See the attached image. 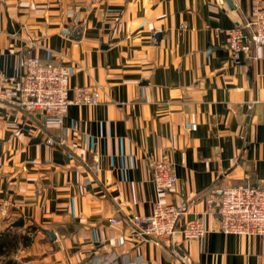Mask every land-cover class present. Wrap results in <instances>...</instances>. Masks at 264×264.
<instances>
[{
    "label": "crops",
    "instance_id": "1",
    "mask_svg": "<svg viewBox=\"0 0 264 264\" xmlns=\"http://www.w3.org/2000/svg\"><path fill=\"white\" fill-rule=\"evenodd\" d=\"M230 1L0 0L3 75L16 82L33 53L67 64L69 86L100 87L61 124L0 102V231L29 239L13 264H264L263 238L216 231L206 211L214 188L264 179V46L232 63L226 30L251 0ZM163 158L177 185L159 193ZM156 199L183 202L178 225L198 216L205 235L135 234Z\"/></svg>",
    "mask_w": 264,
    "mask_h": 264
},
{
    "label": "built area",
    "instance_id": "2",
    "mask_svg": "<svg viewBox=\"0 0 264 264\" xmlns=\"http://www.w3.org/2000/svg\"><path fill=\"white\" fill-rule=\"evenodd\" d=\"M223 3L224 0H218ZM230 60L238 64L241 58L257 61L256 50L264 46V0H251L250 16L244 24L226 30ZM30 46L34 44L29 42ZM22 71L12 82L0 72V102H11L30 113H38L44 124H61L69 105H94L100 100V87L96 84L69 86L67 64L41 61L35 54L22 60ZM264 76V69L259 73ZM13 95L15 98L12 99ZM51 144L52 139H48ZM151 182L156 192L172 190L177 177L173 163L166 158L154 160L150 166ZM206 211L216 215V231L223 234L257 236L264 239V179L251 185H221L206 197ZM186 211L183 202L154 200L146 215L133 214L130 223L135 234L155 241L173 238L198 239L205 235L200 217H192L181 225L178 221ZM116 224L118 219H111Z\"/></svg>",
    "mask_w": 264,
    "mask_h": 264
},
{
    "label": "trees",
    "instance_id": "3",
    "mask_svg": "<svg viewBox=\"0 0 264 264\" xmlns=\"http://www.w3.org/2000/svg\"><path fill=\"white\" fill-rule=\"evenodd\" d=\"M21 238H23V241H25V243H29V239H27L26 236H18L16 233L9 232L7 230H5L4 232L0 231V256L7 255V252L12 248L14 249ZM11 263L12 259L7 257V259L3 260L2 264Z\"/></svg>",
    "mask_w": 264,
    "mask_h": 264
},
{
    "label": "rangeland",
    "instance_id": "4",
    "mask_svg": "<svg viewBox=\"0 0 264 264\" xmlns=\"http://www.w3.org/2000/svg\"><path fill=\"white\" fill-rule=\"evenodd\" d=\"M1 218H2V216L0 215V219H1ZM0 222H3V220H0ZM12 229H13L12 231H14V233H16L18 236H21V233L24 232V231H22V230L17 229V227L12 228ZM22 242H23V238H21V239L19 240V242L17 243L16 247L20 246V245L22 244ZM14 249H15V248H14ZM10 251H11V250H10ZM7 255H9V254H7ZM7 255L0 256V264L3 263V260H4V259H7ZM8 257H9V256H8Z\"/></svg>",
    "mask_w": 264,
    "mask_h": 264
},
{
    "label": "water",
    "instance_id": "5",
    "mask_svg": "<svg viewBox=\"0 0 264 264\" xmlns=\"http://www.w3.org/2000/svg\"><path fill=\"white\" fill-rule=\"evenodd\" d=\"M228 4H231L230 0H227ZM16 225H21L22 221L20 219L17 220V222L15 223Z\"/></svg>",
    "mask_w": 264,
    "mask_h": 264
}]
</instances>
